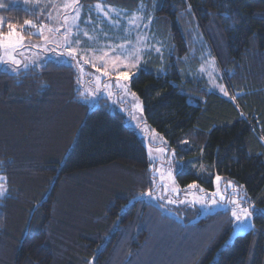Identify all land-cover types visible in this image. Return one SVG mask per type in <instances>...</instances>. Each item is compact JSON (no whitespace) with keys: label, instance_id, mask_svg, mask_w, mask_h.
<instances>
[{"label":"trees","instance_id":"obj_1","mask_svg":"<svg viewBox=\"0 0 264 264\" xmlns=\"http://www.w3.org/2000/svg\"><path fill=\"white\" fill-rule=\"evenodd\" d=\"M83 1L131 11L148 1L167 49L164 62L154 55L131 80L146 121L183 161L182 186L214 189L217 175L243 185L253 227L230 240L228 211L192 225L148 203L153 182L136 129L105 102L90 109L73 68L49 61L0 69V264H264V0ZM10 13L19 23L33 16ZM196 27L232 95L198 73L188 47ZM191 225L205 232L175 228Z\"/></svg>","mask_w":264,"mask_h":264},{"label":"rangeland","instance_id":"obj_2","mask_svg":"<svg viewBox=\"0 0 264 264\" xmlns=\"http://www.w3.org/2000/svg\"><path fill=\"white\" fill-rule=\"evenodd\" d=\"M53 2L56 3L57 5H60L64 2V0H53ZM97 3H101L105 5L106 6L105 10H109V11L111 9L117 10L116 12L110 11V15H112L113 18L119 19L120 21L119 26L112 25L109 22V20L103 16V13L97 12L95 8L92 7ZM141 3H143L144 8L142 11L138 12ZM141 3L136 10L131 11L116 5L107 4L103 1L87 3L84 2L83 0H80V4L83 7L81 9V23L79 27L83 30L88 31L89 36L96 37V40L93 42V41H89L87 37L81 35L80 36L81 48L94 49V48L102 47L107 44H120V43H124L125 39L131 40L134 44L137 39V33H140L142 35L146 34L148 36V39L144 42V51L142 53L140 62L135 63V61H132L129 63V66L127 68L123 66L119 67V71L122 73L126 72L128 76V79L122 80L121 83L127 85L129 93H134L135 96H132L130 94H125L115 86L112 89L113 92L112 96H109L108 92L103 90L98 92L96 95H91L89 94V91H85V90L86 89L92 90L95 88L94 79H93L94 75L101 76L102 83L107 82L109 79L103 76V71H104L103 67L97 64V67H101V71L98 73L96 71V68L92 67L91 64H85L83 65L85 73H92L93 75L82 76L81 72L79 71V68L75 64V61L70 60L69 58H67L66 55L61 56L60 52L62 51V49L57 48L54 43L47 44V47L49 49H55V51L43 50V46L45 44L43 37L39 33H37L36 35H31L30 33L36 32V29H31L28 26H26L25 21H32L37 26H39L40 24H45L48 25L49 27H52L53 22L49 21L46 18V16L49 11H52L53 15H55L56 14L55 9L44 8L43 9L44 15H40L39 13L34 14L35 0H0V4L3 5V7H0V26H2V29L5 33L9 31L8 28L9 24L12 27H14L17 31H21L23 29L22 34L24 35L26 43L30 42L31 44L41 46V47L31 48L29 51L25 53L26 56L36 59V64L30 66V68L41 67L49 61H55L59 64H66L71 66L75 72V86L76 89L78 90L77 95L80 97V99H82L84 102H86L89 105L90 109L101 106V104L105 102L107 107L111 111L120 112L124 116L126 125L136 129L141 140L143 141V143L147 148L149 167L151 170V178L153 182L150 190L153 192V195L148 196L145 194L146 196L144 197V199H146L148 203L159 208L161 213L170 215L175 220L180 221L181 223H189V224L192 223L193 225V223H196L203 216H207L211 213H215L218 211H228L227 209L230 208L231 205H227L225 203H219L214 205L211 203V200H206L204 204L191 203L190 201L192 200L193 194L197 197H201L205 195L210 196L211 193L215 192L217 190L216 180H215L214 189H208L203 185L199 184L198 182L191 183V184H196L198 186L195 189H188L187 187L188 185L185 187L182 186L178 181L177 174L180 168L183 166V161L179 159L175 151L168 146L166 139L160 133L156 132L146 121L142 99L132 89L131 80L133 76L140 71L141 68L147 65L150 59H153L154 55L157 56L159 60L164 62L165 51L167 49L166 47L167 40L160 37L157 32L158 29L155 26L156 14L155 12H153L154 10L150 8V4H148V1H143ZM12 7H24L27 10L33 12L32 13L33 16L27 18L22 23L16 21L13 22L12 20H14L16 16L15 15L13 16V14L10 13V9ZM133 13H136L143 17V21L139 28H136L134 25L130 26L128 24L127 18L130 17ZM89 17L91 20L90 23L88 22ZM149 20L151 21V23H149ZM156 22L158 24L157 20ZM145 24H147V27L143 26ZM63 31L64 29L61 28V32ZM195 32H197V34L195 37L193 34L192 41L188 45V47L192 49L193 55L197 56L199 59L198 67H197L198 73H200V75L204 76L207 79L212 90H216L217 92L224 95V92L220 90L222 86L227 91L229 96L232 95L228 90V84L223 75V70L221 69L220 63L218 61L215 52L213 51L212 46L209 43L206 44V42H204L205 37L203 38L200 35L201 31L197 27ZM104 33H107V35L105 36ZM44 35L51 36L52 34L45 31ZM54 39L60 40L61 37L59 35H55ZM206 40L208 41V39ZM156 49H159V52H157ZM77 58L79 59V57ZM213 62L215 65L214 68L212 67ZM133 63H135L134 67L132 66ZM0 69L6 70L13 74L26 71L25 69L21 68L19 72H13L9 70L8 66L3 64H0ZM209 73H211V75H209ZM81 78L83 80V83L78 84L77 80ZM110 79L113 83L115 82V73H113ZM137 104L140 106V108L135 107V105ZM161 172L164 174L163 180H161L160 178ZM169 172H171V176L173 179L168 178L167 174ZM220 177H221V181L219 184V188L220 191L225 195L226 200L238 199L241 201V205L243 207H248L250 211L252 210V207H255V205L251 202L248 194L246 193V189L243 185L237 183L236 181L230 178L223 176ZM6 182H7L6 177L0 174V190H2L4 194H6L7 192ZM228 182H231V185H229ZM164 185H167L170 189L172 187H176L180 190L178 195H173L171 191L168 193V196L174 199L176 203L174 204L168 203L167 199L161 200L157 198L160 195H164L163 192ZM232 186H235L237 189V193L235 196L232 195ZM200 189H203L204 191L201 192ZM215 199L219 200V197H216ZM181 201H185V202L182 203ZM228 212L231 215V212L230 211ZM155 215L156 214L153 215L155 223L158 226H162L164 228L163 232L165 231L168 232L169 228L164 227L163 225L170 226V224H168V222L166 221H163L162 219L160 220L156 219ZM253 216H254V211L252 212V216L250 218L252 227L254 223ZM192 225L191 228L188 227L187 230L184 229L183 231H181V229H178V227L175 228L176 231H178L179 233L181 232V235L184 234L186 235L193 232L201 235L205 232L204 229H200V228H196V230L193 229ZM252 227L242 228L240 224L234 220V228L230 234V240H233L239 234L246 233ZM159 230L162 231L163 229H159ZM176 231L175 233L177 234ZM170 235H171L169 236L170 238H174V235L172 234ZM185 250H187V247H185Z\"/></svg>","mask_w":264,"mask_h":264},{"label":"snow or ice","instance_id":"obj_3","mask_svg":"<svg viewBox=\"0 0 264 264\" xmlns=\"http://www.w3.org/2000/svg\"><path fill=\"white\" fill-rule=\"evenodd\" d=\"M0 7H3L2 4H0ZM82 5L80 4V0H64V2L60 5H57L53 2V0H35V11L34 14L39 13L40 15H44L43 9L44 8H52L56 10V14L53 15L52 11H49L47 13L46 18L53 22V26L49 27L45 24H40L37 26L32 21H25V25L28 26L31 29H36V32H31V35H36L39 33L44 41L45 44L43 46L44 51H55V49H49L47 47V44L54 43L57 48L62 49L60 52L61 56H67L72 61H75L76 66L79 68V71L83 75H93L92 73H85L84 66L85 64H91L92 67L96 68V71L99 73L101 71V67H103V76L106 78H109L107 82L101 81V76L94 75V84L95 88L92 90L86 89L85 91H89V94L96 95L101 90L107 91L109 96L113 95L112 89L115 86L116 88L120 89L125 94H130L132 96H135L134 93H129L127 85L121 83L122 80L128 79L127 73L120 72L119 67L123 66L127 68L129 66V63L132 61H135V63H139L142 53L144 51V42L148 39V36L146 34H140L137 33V39L136 42L133 44V42L129 39H125L124 43L120 44H107L99 48L94 49H83L80 47L81 40L80 36L87 37L89 41H95L96 37L89 36L88 31L83 30L79 27L81 23V9ZM95 8L97 12L103 13V16L106 17L109 22L114 26H119L120 21L119 19L113 18L112 15H110L111 12H116V9L105 10V5L101 3H97L96 5L92 6ZM144 8L143 3L140 5L139 11H142ZM128 19V24L134 25L136 28H139L141 26V23L143 21V17L133 13ZM88 22L90 23V17L88 18ZM149 23L151 21L149 20ZM144 27H147V24L143 25ZM9 31L5 33L2 29V26H0V64L6 65L9 67L10 71L13 72H19L21 68L28 70L30 66L36 64V59L32 57H28L25 55L27 51H29L31 48L41 47L39 45H34L25 42L24 35L22 34V31H17L14 27H12L10 24L8 25ZM61 28L64 29L63 32H61ZM134 30V29H133ZM47 31L48 33L52 34L51 36H45L44 32ZM55 35H59L61 37L60 40H55ZM106 36L107 33H104ZM157 52H159V49H156ZM79 57V59L77 58ZM38 58V56H37ZM82 61V63H81ZM135 63L132 64V66H135ZM97 64H99L101 67H97ZM212 67L214 68V62L212 64ZM115 73V82L113 83L111 81V77ZM211 75V73H209ZM78 84H82L83 80L78 79ZM220 90L224 92V95L227 96V91L221 86ZM83 94V93H82ZM233 99H235L233 97ZM136 108H140V106L137 104L135 105ZM142 111V109H141ZM162 151V150H160ZM169 179H173L171 176V172L168 174ZM161 180L164 179V174L160 173ZM154 179V178H153ZM216 183H217V190L213 193H211L210 196L205 195L201 197H197L193 194L191 203H200L204 204L206 200H211L212 204H219V203H225L227 205H231L230 208L227 210L231 212V216L234 218L236 222L240 224L242 228L252 227L250 218L252 216V212L256 211L254 207H252V210L250 211L248 207H243L241 205V201L238 199H227L225 198V195L220 191L219 184L221 181V177L217 175L215 177ZM229 185H231V182H228ZM155 187V184H154ZM188 189H195L198 186L196 184H190L187 186ZM171 191L173 195L179 194V189L176 187H172L171 189L167 186H163V192L164 195H160L157 197L158 199H167L168 203H176L174 199H172L170 196H168V193ZM201 192H203V189H200ZM237 193V189L235 186H232V195L235 196ZM4 192L0 190V195H3ZM148 196H152L153 192L150 190L147 193H145ZM216 197H219V200L215 199ZM182 203L185 201H181ZM250 203V202H249Z\"/></svg>","mask_w":264,"mask_h":264}]
</instances>
